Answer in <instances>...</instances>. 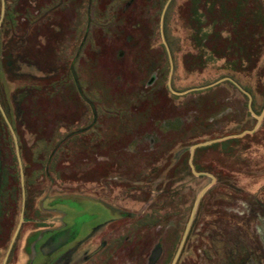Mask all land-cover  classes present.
<instances>
[{"label":"rangeland","instance_id":"rangeland-1","mask_svg":"<svg viewBox=\"0 0 264 264\" xmlns=\"http://www.w3.org/2000/svg\"><path fill=\"white\" fill-rule=\"evenodd\" d=\"M228 1L5 0L0 264L24 203L17 151L24 214L34 221L20 227L6 264H152L158 252L156 264L174 262L213 180L192 173V146L258 120L229 81L172 93L164 42L177 93L229 77L252 96L255 114L264 109V0ZM193 3L205 19L194 31ZM237 5L240 17L225 25L219 6L230 14ZM203 45L220 55L241 45L246 60L234 68L209 61ZM260 125L195 151L196 171L216 180L176 264H264V119ZM64 226L58 239L77 240L52 263L40 246Z\"/></svg>","mask_w":264,"mask_h":264},{"label":"water","instance_id":"water-1","mask_svg":"<svg viewBox=\"0 0 264 264\" xmlns=\"http://www.w3.org/2000/svg\"><path fill=\"white\" fill-rule=\"evenodd\" d=\"M169 1H170V0H169ZM168 3H169V2H168ZM167 7H168V4H167ZM167 7H165V10H166ZM4 8H5V0H2V16H1V20H0V26H1V23H2V19H3V17H4ZM166 42H167V41H165L164 44H165V46H166V48H167L168 55H169V58H170V63H171V73H170V78H169L168 86H169V89H170V91H171L172 93H175L176 95H184V94H187V93H189V92H193V91L209 89V88H212V87H214V86H216V85H219V84L222 83V82L229 81V82H232V83H233L237 88H239L241 91H243V93H244L246 96L248 95V98H249V111H250V112L254 115V117L258 120L257 125H256L252 130H249V129H248L247 131H244L243 133L238 134V135H230V136H226V137H223V138H219V139L212 140V141H210V142L199 143V144H197V145L195 144L194 146H192V148H191V150H190V160H189V162H190V163H189V166H190V168H191V170H192V173H193L195 176H197V177H198V176H201V175L209 176V177H211L213 180H212V183L209 184L208 186H206V187L200 192V194L198 195V198H197V200H196L195 207H194V210H193V213H192L193 215L191 216V219H190V222H189V224H188L187 230H186V232H185L184 238H183V240H182L181 246H180V248H179V250H178V252H177V255H176V257H175V260H174V262H173V264H176V262H177V260H178V257L180 256V253H181L182 247H183V245H184V243H185V241H186V238H187V235H188V233H189V230H190V227H191V225H192V222H193V220H194V217H195V215H196V210H197V208H198V203L200 202V200H201L202 196L204 195V193L208 190V188H209L210 186H212V184L215 183V180H216V178H215L213 175H211V174L203 173V172H198V170L196 171V169H195V165H194V162H193V158H194L195 151H196L197 149H199V148L207 147V146L213 145V144H215V143L223 142V141L228 140V139H232V138H242V137H244L245 135H252V134H254V133L257 131L258 127L261 126L260 124H261L262 120L264 119V109L262 110V112H261L260 115L255 114L254 111H253V108H252V96L248 93V91H245V90H244V89H243V88H242V87H241L236 81H234L232 78H229V77H227V78H223V79H221V80H219V81H217V82H215V83H213V84H210V85L205 86V87H202V88H195V89L187 90V91H185V92H178V93H177V91H175V90L173 89V87H172V77H173L172 74H173V69H174V62H173V59H174V58H172L171 52H170V50H169L168 45H167ZM1 111H2L3 117H4V119H5V121H6L7 125H8V127L10 128V130H11V132H12L13 138H14V140H15L16 147L18 148V142H17L16 134H15L13 128H12V125L10 124V122H9V120H8V118H7V116H5L6 114L4 113V110L2 109V107H1ZM17 155H18L19 164H20V167H21V181H22V191H23L22 193H23V202H24V203H23V205H22V212H21V216H20V219H21V220L19 221V224H18L17 230H16V232H15V234H14V236H13V239H12V242H11V244H10L9 250L7 251V254H6L5 259H4V261H3L2 264H6V262H7V260H8V257H9V254H10V251H11V249H12V246H13V244H14V242H15V239H16V237H17V234H18V232H19V229H20L22 223L25 222V221H27V219L24 217V204H25L24 175H23V169H22L23 167H22V162H21V160H20L19 151H17Z\"/></svg>","mask_w":264,"mask_h":264},{"label":"trees","instance_id":"trees-1","mask_svg":"<svg viewBox=\"0 0 264 264\" xmlns=\"http://www.w3.org/2000/svg\"><path fill=\"white\" fill-rule=\"evenodd\" d=\"M224 2H227L228 0H223ZM195 2V1H194ZM229 2V1H228ZM197 4L198 3H193V7H191V10H192V15H191V19H192V21L191 22H194L195 24H193V31H194V29L196 30V23H200V22H202L203 21V23H204V21H205V19L204 18H200L198 15V13H197ZM241 5V4H240ZM239 7H241V6H239V5H237L236 7H235V9H234V13L233 12H231L230 14H227L226 12H225V10L222 8V7H220L219 6V8L222 10L221 12H223V13H220V16H221V19L223 20L222 22H225L224 24L225 25H227V23H228V20L230 21V22H237V19L240 17L239 16V13L237 14V9L239 8ZM241 8H243V7H241ZM220 20V19H219ZM214 23H215V21L213 22V23H211V25H214ZM223 24V25H224ZM234 24V23H233ZM210 27V26H209ZM203 28H205L204 26H203ZM196 32H198V31H196ZM207 34L206 35H208L209 36V33L210 32H206ZM255 33V32H254ZM211 36V35H210ZM209 36V37H210ZM200 38V37H199ZM203 37H201V39H202ZM206 37H205V35H204V40L206 41V39H205ZM223 45H225V40H223ZM207 44V43H206ZM251 44V43H250ZM237 47V46H236ZM240 47H242L241 45H240ZM240 47H237L236 48V50H237V52H226L227 50L225 49V52H223L222 53V55H220V54H217V52L215 51V50H213L210 46H207V45H203L201 48H202V50H203V54L205 55V56H207V57H209V61H212V60H215V61H219V59H222V60H225L226 61V64L228 65V66H230V67H236V65L237 64H240V62H245V60H246V54H245V50H243L244 48L242 47V48H240ZM221 48V47H220ZM235 50V51H236ZM212 54L214 55V57H216L215 55H217V57L218 58H213V56H212ZM218 59V60H217ZM199 149H201V148H199ZM198 150V149H197ZM194 162V161H193Z\"/></svg>","mask_w":264,"mask_h":264},{"label":"flooded vegetation","instance_id":"flooded-vegetation-1","mask_svg":"<svg viewBox=\"0 0 264 264\" xmlns=\"http://www.w3.org/2000/svg\"><path fill=\"white\" fill-rule=\"evenodd\" d=\"M23 192V191H22ZM22 197H23V193H22ZM25 200H26V192H25ZM22 212V211H21ZM20 216H21V214H20ZM24 217H25V214H24ZM26 218V217H25ZM20 219V218H19ZM27 219V221H25L26 223H28V222H32V221H34V220H32V219H28V218H26ZM21 220V219H20ZM19 220V221H20ZM25 222H23V223H25ZM22 223V224H23ZM75 224H73L71 227L70 226H64V228H62L61 230H56V231H54V233H52V235H51V237H49L48 239H46L44 242H42V244H41V246H40V249H41V252H42V254L45 256V258L46 259H50L51 261L50 262H56L58 259H59V255L61 254V253H64V250L65 249H67V248H69V246H72L74 243H75V241L77 240H72V241H67L66 243L64 242L65 240L64 239H58V237H59V235H60V233H62V231H64L65 229H69V227L70 228H72L73 226H74ZM22 226V225H21ZM16 230H17V228H16ZM19 231H20V229H19ZM61 231V232H60ZM16 232V231H15ZM19 233V232H18ZM15 234V233H14ZM18 235V234H17ZM14 236V235H13ZM13 239V238H12ZM16 240V239H15ZM11 242H12V240H11ZM11 244V243H10ZM14 245V244H13ZM9 247H10V245H9ZM12 248H13V246H12ZM8 250H9V248H8ZM7 250V251H8ZM68 250V249H67ZM11 251H12V249H11ZM11 251H10V253H11ZM6 254H7V252H6ZM6 256V255H5ZM159 256H160V253L158 252L157 254H156V256H155V259L154 260H152V264H156L157 263V260H158V258H159ZM9 258V257H8ZM5 259V258H4ZM173 264V263H172Z\"/></svg>","mask_w":264,"mask_h":264}]
</instances>
